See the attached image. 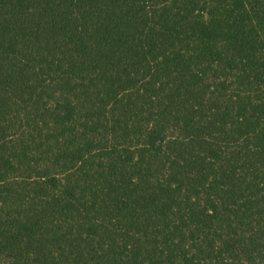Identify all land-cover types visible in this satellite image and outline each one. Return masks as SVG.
<instances>
[{"label": "trees", "instance_id": "1", "mask_svg": "<svg viewBox=\"0 0 264 264\" xmlns=\"http://www.w3.org/2000/svg\"><path fill=\"white\" fill-rule=\"evenodd\" d=\"M0 264H264V0H0Z\"/></svg>", "mask_w": 264, "mask_h": 264}]
</instances>
